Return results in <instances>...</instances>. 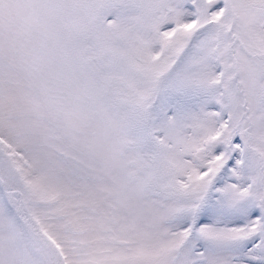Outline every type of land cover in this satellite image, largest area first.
Masks as SVG:
<instances>
[{
    "label": "snow or ice",
    "instance_id": "snow-or-ice-1",
    "mask_svg": "<svg viewBox=\"0 0 264 264\" xmlns=\"http://www.w3.org/2000/svg\"><path fill=\"white\" fill-rule=\"evenodd\" d=\"M0 264H264V0H0Z\"/></svg>",
    "mask_w": 264,
    "mask_h": 264
}]
</instances>
